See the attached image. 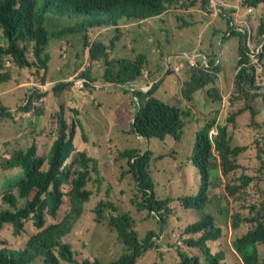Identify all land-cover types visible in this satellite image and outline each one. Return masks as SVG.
<instances>
[{
	"label": "trees",
	"instance_id": "obj_1",
	"mask_svg": "<svg viewBox=\"0 0 264 264\" xmlns=\"http://www.w3.org/2000/svg\"><path fill=\"white\" fill-rule=\"evenodd\" d=\"M222 3L226 2L215 0L214 5L220 7L223 6ZM199 5L203 11H199ZM238 5L264 11V0H239ZM178 10H192L190 13H195L194 10L203 12L206 17H216L213 15L211 0H0V85L11 84L14 78H23L22 73L25 77L32 78L35 89L30 90L29 104L26 107L24 104L18 114L23 118L31 115L38 117L43 112L41 102L45 98L38 87L46 85L48 75L52 74L50 49L58 46L61 47L60 56L63 58H78L83 61L89 58L90 62L105 63V79L110 84L136 87L145 85L149 88L154 83L148 93H133L141 104L134 115V134L147 140L165 141L167 137H171L179 142L185 133V121L190 112H193L196 92L207 90L206 86L211 83L216 86L210 72L204 73L200 64L196 68L185 64L184 71L188 70L189 80L184 87L179 85L180 80L174 83V89L179 88L180 93L177 97L167 98L164 92L166 78L178 75L172 66L168 67L165 60L173 52L161 51L156 55L152 49L151 56L150 53L139 52V48L133 49L125 45V50L133 56L114 63L115 42L112 41L108 47L102 36L92 39L89 35L91 31L99 34L109 32L114 34L112 39L119 41L125 33L124 24L132 23L142 27L144 23H148L142 28L152 32L150 40L154 38L153 31L156 29H160L161 36L172 32L175 40H183L176 30L165 31L163 28L167 22L166 17ZM237 11L238 9L233 12ZM234 13H227L224 8L218 13L229 26L223 40L234 37L236 33L240 36L237 42L239 60L234 82L235 95L228 101L227 116L238 98L242 99L249 89L255 92L264 89L257 79L260 67L264 74V44L256 55L257 60H253L248 47V32L237 31L232 25ZM194 15L190 14V18ZM226 15L231 16L227 18ZM180 19L182 24L174 28L184 29L191 25V28H197L200 25L203 29L216 22L211 18L194 24L195 21L186 22L182 17ZM202 29L195 31L204 36ZM231 31L233 33L230 34ZM262 37L264 42V19L252 39L260 42ZM191 45V52L207 55L211 67L217 63L218 56L214 54L213 46L203 50L192 40ZM191 52L188 54L192 55ZM216 68L217 74H220V65ZM80 70L79 67L76 72L70 70L65 76L60 74L63 79H68L80 73ZM56 72L59 73L60 68ZM80 79L87 80L88 75L80 74L76 80ZM84 84L89 87L86 82ZM74 86V83L58 85L54 89L56 97L63 90ZM216 91L217 94H213V89L207 90V93L210 95L208 101L215 108L211 114L217 112L219 116L224 106V97L219 88ZM65 112L74 113L71 109H63L61 113H57L54 121L58 128L57 137L48 144V149H44L43 156L40 155L38 142L40 136L34 137L29 146L14 147L8 150L7 156L0 155V171L3 174L0 180V238L4 236L22 240L25 246L22 249L5 248L0 243V264H139L142 260L153 257L155 264H165L163 252H158L161 238L157 232L149 230L140 237L139 222L131 215L134 210L119 212L122 208L114 200L112 193L107 195V202L101 200L97 204L96 212L100 216L105 210L116 213L106 219L117 233L118 241L124 244V254L115 261L102 263L97 258L82 257L81 251L70 243L63 242V235L72 230L82 205L90 199L91 192L87 189L89 175L96 172L92 159L86 156L88 151H78L75 143L78 126L75 119L70 120ZM247 112L246 108L240 109L226 126H217V117L207 121L205 125H199L203 128L196 135V145L191 155L199 177L198 186L193 194L175 201L174 198L159 199L156 196L151 175L152 156L155 155L152 151L141 153L137 148H132L120 153V158L127 160L135 189L140 195V198L136 196L137 209H145L148 218L155 219L158 224L166 227L165 230H160L168 247L175 242H185V253L178 251L180 260L177 257L170 259L174 262L178 260V264H264V201L258 204L264 188L258 192V203L250 208L251 212H256V218L245 219L241 211L234 212L231 216L233 230L237 232L240 230L238 228L244 226L249 228L246 234L235 233L232 241H228V230L222 227V224L229 227L224 220L225 215L217 216L209 212L216 205L218 195L215 191L220 188L221 180V176H215L212 171H221L225 183L232 187L235 195L243 193L249 184L256 181L253 177L242 176V184L237 186L238 182L231 174L241 168L240 155L252 147L234 145L230 131V126L236 127L237 120ZM18 114L11 112L5 101L0 100L2 136V128L14 126ZM254 118L256 114H252V119ZM212 130H216L217 134H212ZM9 141L0 137V146L5 148ZM256 144L262 153L260 141L256 140ZM162 158L167 156H160ZM66 198L71 202L70 212L59 220V212L66 203ZM133 204H136L135 201ZM171 204L183 209L186 225L180 223ZM49 217L60 223L48 224ZM250 224L253 225L251 229Z\"/></svg>",
	"mask_w": 264,
	"mask_h": 264
},
{
	"label": "rangeland",
	"instance_id": "obj_2",
	"mask_svg": "<svg viewBox=\"0 0 264 264\" xmlns=\"http://www.w3.org/2000/svg\"><path fill=\"white\" fill-rule=\"evenodd\" d=\"M222 1L226 3L218 7L214 5L215 0H212V10L222 12V8H224L225 12L234 13L233 11L238 9L237 12L240 14V20L245 23H236L234 29L241 32L245 30L249 36L255 37L261 20L264 19V11L258 9V11L254 10L250 14L248 9L238 5L239 0ZM198 8L199 11L204 10L201 5ZM191 11H173L171 15L166 17L167 22L163 26L165 31L176 30L183 40H175V35L172 32L161 36L160 29L153 31L154 38L150 40L149 36L152 32L149 29L145 30L142 28L148 25V23H144L142 27L137 24L132 25V23L124 24L125 33L119 41L112 39L114 38V34L109 32L99 34L97 31H91L89 33L92 39L102 36L104 43L108 47L112 41L115 42L116 55L113 58L114 63L121 60H128L133 56H130L128 50H125V45L133 49L139 48V52L150 53L151 56H153L152 49H154L156 55L161 51L173 52L172 54H184L192 51V40L196 46L201 47L203 50L213 46V52L216 56L221 53V63L219 64L218 60L214 66L204 70V73L210 72L220 92L223 93V109L219 112V116H217V112L211 114L215 111V108L210 104L206 95L207 90L212 89L213 94L218 93L216 91L218 88L214 84L207 85V90H203L202 92L197 91L195 102L193 103L194 111L190 112V115L185 121V134L182 141L177 142L171 137H167L165 141H160L159 139L147 140L138 137L137 134L135 135L133 121L134 115L141 108L140 102L131 94L117 89L116 86L110 84L105 79V63L90 62L89 58L84 61L78 58H63L60 56L61 47L58 46H53L50 49L53 61L51 64L52 74L48 75L46 85L38 87L41 93L45 94V98L41 102L43 112L38 117L34 118L31 115V117L26 116L23 118L18 114L24 104V107L27 106L29 95L31 98L30 90L35 89L32 78L29 79L22 73L21 77L23 78H14V81L9 87L0 85V93L4 97L5 105L10 110H14V113L18 114L14 126L11 125L2 128L3 136L0 134V137H4L5 140H10L5 148L4 146H0V155L2 156H7L9 154L8 150L14 147L21 146L20 148H22V146L31 145L33 138L39 136L40 155L43 156L44 149H48V144L57 137L58 128L56 122L54 124L57 113H61L63 109H71L74 111L73 114L65 113L68 114L70 120L74 118L77 123L78 134L75 140L77 149L80 151L81 147H85L84 150H88L86 156L92 159L91 163L96 172H92L89 175L90 182L87 189L91 192L90 199L82 205L79 218L73 225L72 230L63 235V242L70 243L75 249L81 251L82 257L84 258H97L102 263H108L117 260L126 251L124 244L118 241L117 233L109 226L108 220L106 219L116 213L112 210H105L102 216H100L96 212L97 204L101 200L107 202V195L112 193L114 200L122 208V211L119 212L126 213L129 210H134L131 215L139 222L138 231L140 237H143L149 230L157 232V235L161 238L159 240L158 252H163V256L166 258L165 264H178V260H180L178 252L174 249H171V251L167 250L169 247L164 240V234L160 230H165L166 227L158 224L155 219L148 218L145 209H137L138 199L136 196L140 198V195L135 189L134 180L132 179V173L129 172L130 167L127 165V160H122L120 153L132 148H137L141 153L147 150L152 151L155 155L152 156L151 175L156 196L159 199L174 198V201L181 199L182 197L193 194L199 182L196 168L190 162L196 145V135L203 128V126L199 127V125H205L207 121H212L215 117L218 118L217 126L229 125V121L233 118L234 114L244 108L248 112L237 120L238 124L236 127L230 126V131L233 135L234 145H252V147L240 155L239 165L241 168L231 174L233 175V179L238 182L237 186L242 184V176L253 177L256 181L249 184L243 193H237L236 195L232 187L225 183L223 187L215 191L218 195L217 201L222 205L216 208H210L209 212L217 216L225 215L224 220L229 227L223 224L222 227L228 230L226 234L228 241L234 239L235 233L239 234L243 232V234H246L249 230L246 226L238 228L240 230L237 232L232 229L230 218L234 212L241 211L245 219H248V217L256 218V212H251L250 208L258 203V192L264 188V165H262V161H264V89H261L260 92L249 89L242 96V99L240 97L238 98L235 106L227 116L229 109L228 101L235 95L234 82L237 75L238 63L236 58H239V53L237 55V42L240 36L236 33L234 37H226V40H223L225 38H221L220 30L226 28V31L229 29L224 18L220 15L206 17L202 14L203 12L193 10L195 13H190ZM206 13L208 14L207 11ZM190 14L195 15L190 18ZM181 17L186 22L195 21L194 24L203 23V19L211 18H214L216 22L214 21L209 27L203 29L200 25L197 28H191L192 25L184 29L174 28V26L182 24ZM149 26L152 29V26ZM197 29H202L204 36L195 31ZM262 40L263 37L260 42L256 41L252 44V50H255V53L261 51L263 46L261 48L259 46L263 45ZM248 46L251 47L249 43ZM254 60L257 59L254 58ZM217 65H220V74H217ZM79 67L81 68L80 73H76L74 77L68 79L61 77L60 73L65 76L70 70L76 72ZM58 68H60L59 73L56 72ZM174 71L178 75L167 77L165 81V89L168 91L167 98L177 97L180 93L179 88H171V83H177L182 79V82L185 84L189 80L188 70L180 74L181 67L178 66L174 68ZM261 71L262 69L260 67L257 79L258 84L264 87V74ZM85 73L88 75L87 80H76L80 74ZM41 75H43V72ZM84 81L89 87L84 84ZM182 82L180 81L179 85ZM73 83L75 84L74 87L63 90L56 97L54 92L55 87L61 84L67 85ZM26 92L27 100H25ZM172 95L175 96L172 97ZM252 114H256V118L252 119ZM7 121L11 124L10 120ZM212 134H217L216 130H212ZM256 140H259L261 143L260 146L263 148L262 153L258 149ZM1 149H3V152ZM162 155L167 156V158L160 159ZM212 172L215 176L222 175L219 169ZM2 177L3 174L0 171V180ZM257 179L260 180V183H258L259 181ZM239 198H241V201H238ZM133 201L136 204H133ZM263 201L264 194L258 204ZM70 208L71 202L69 198H66V203L59 212V220L70 212ZM175 210L177 211L176 217L179 218L181 224H184V212L179 209V206H175ZM189 221L191 220L189 219ZM51 223L58 222L49 217L48 224ZM252 227L253 225L250 224V229ZM0 243L5 248L22 249L25 247L22 240L11 237H1ZM179 246L181 247V251L185 252L187 250L186 244L183 241L175 242L171 247ZM173 257H177V262L170 260ZM33 264L40 263L35 262ZM139 264H155V259L154 257L147 260L144 259Z\"/></svg>",
	"mask_w": 264,
	"mask_h": 264
},
{
	"label": "clouds",
	"instance_id": "obj_3",
	"mask_svg": "<svg viewBox=\"0 0 264 264\" xmlns=\"http://www.w3.org/2000/svg\"><path fill=\"white\" fill-rule=\"evenodd\" d=\"M212 1V0H211ZM215 4V3H214ZM222 5H224V3H222ZM249 10H252V12H249L250 14H252L253 13V11H254V9H248V11ZM214 11V14L213 15H215L216 16V14L218 15V13H215V11H217V10H213ZM236 13H238V12H236ZM234 17L237 19V16H236V14L234 13ZM232 25H233V22H232ZM234 26V25H233ZM225 34H222V35H220L221 36V38L223 39V36H224ZM252 37H254V36H251L250 35V38H249V40H248V43L250 42V40H252L253 42H256V40H253L252 39ZM263 44H264V42H263ZM249 47V46H248ZM249 50H250V53H251V58L254 60V58H256V55L259 53H255L256 51L255 50H252V46L251 47H249ZM201 57H203V58H207V69H209L210 68V63H209V58L207 57V55H205V54H199V55H196V56H193V55H190V54H188V53H184V54H176L175 56H173V57H170V58H168V60H167V63H168V67H170V66H172L173 68H175V67H181V72H180V74H182L183 72H184V66H185V64H188L191 68H196L197 67V64H200L201 66H203L202 65V62H201ZM220 58H221V54L219 55V57H218V60H220ZM217 60V61H218ZM218 66V65H217ZM261 73H262V71H261ZM263 74V73H262ZM85 82V81H84ZM114 86H116L117 87V89H119V90H122V91H124L125 93H128V94H131L133 97H134V95H133V93L135 92V91H139V89L136 87V86H134V87H132V86H121V85H114ZM154 85L153 84H151V86L149 87V88H146L145 87V89L146 90H144V89H142V91H139V92H143V93H148L151 89H152V87H153ZM135 98V97H134ZM29 99H30V95H29ZM1 100V99H0ZM191 163H192V161H190ZM224 184H225V181H224V179H223V177H222V175H221V180H220V187H223L224 186ZM219 189V188H218ZM218 189H216V191L218 190ZM172 205V204H171ZM222 204H220L218 201H216V205H215V207L214 208H216V207H218V206H221ZM173 207H172V210H173V213H175V215L177 214V211L175 210V206L174 205H172ZM179 209H181V211H183V209L181 208V207H179ZM184 212V211H183ZM58 223H60V222H58ZM53 224H57V223H53ZM184 225H186V223H184ZM180 246L179 247H169L167 250L168 251H171V249H174V250H176L177 252L178 251H181L180 250ZM181 252H184V251H181ZM185 253V252H184ZM240 259V258H239ZM241 260V259H240Z\"/></svg>",
	"mask_w": 264,
	"mask_h": 264
},
{
	"label": "crops",
	"instance_id": "obj_4",
	"mask_svg": "<svg viewBox=\"0 0 264 264\" xmlns=\"http://www.w3.org/2000/svg\"><path fill=\"white\" fill-rule=\"evenodd\" d=\"M228 5H231V4H228ZM215 13H220V12H218V11H215ZM236 14V16H237V19L234 17V15H233V17H234V19H233V25H236V23H242V24H244L245 22L244 21H242V20H240V14L239 13H235ZM217 15V14H216ZM227 16V18H229L231 15H226ZM226 29V28H225ZM225 29L224 30H220V35H222L223 34V32L225 31ZM254 42L252 41V40H250V42H249V44H250V46H252V44H253ZM235 49V48H234ZM192 53V55L193 56H196V54L198 53L197 51H193V52H191ZM201 53H204V52H201ZM177 53H174V54H171V56H168L165 60H166V62H167V59L168 58H170V57H173V56H175ZM221 54V53H220ZM219 54V55H220ZM219 55H218V57H219ZM237 55H238V48H237ZM236 60H237V62H238V60H239V58H236ZM221 61H222V56H221V58H220V60H219V64L221 63ZM201 62H202V65L203 66H201L204 70H206L207 68V58L205 59V58H203V57H201ZM210 68H211V66H210ZM222 77V76H221ZM180 81L182 82V79H180ZM67 82V81H66ZM151 84H153L154 85V83H151ZM9 85L10 84H5V86H7V87H9ZM182 86L184 87V83L182 82ZM132 87H134V86H132ZM138 89H139V91H142V89H145V85H141V86H139V87H137ZM171 88L172 89H174V83H171ZM211 88V87H210ZM216 88H218V86H217V84H216ZM7 90H8V88H7ZM164 92H165V94H166V97L168 96V91H167V89H165L164 88ZM220 94H222L223 95V93H220ZM175 95H172V97H174ZM206 98L207 99H210V95L207 93V95H206ZM0 99L1 100H3L4 101V97H3V95H2V93H0ZM193 109V108H192ZM11 112H14V110H10ZM193 111H194V109H193ZM185 134V133H184ZM184 137V136H183ZM183 139V138H182ZM182 141V140H181ZM84 148L85 147H81L80 148V151H84ZM85 151H88L87 149L85 150Z\"/></svg>",
	"mask_w": 264,
	"mask_h": 264
},
{
	"label": "built area",
	"instance_id": "obj_5",
	"mask_svg": "<svg viewBox=\"0 0 264 264\" xmlns=\"http://www.w3.org/2000/svg\"><path fill=\"white\" fill-rule=\"evenodd\" d=\"M249 12H252V10H249ZM263 45H260L259 48H261Z\"/></svg>",
	"mask_w": 264,
	"mask_h": 264
},
{
	"label": "water",
	"instance_id": "obj_6",
	"mask_svg": "<svg viewBox=\"0 0 264 264\" xmlns=\"http://www.w3.org/2000/svg\"><path fill=\"white\" fill-rule=\"evenodd\" d=\"M29 101H30V99H28V104H29ZM28 104H27V105H28Z\"/></svg>",
	"mask_w": 264,
	"mask_h": 264
}]
</instances>
